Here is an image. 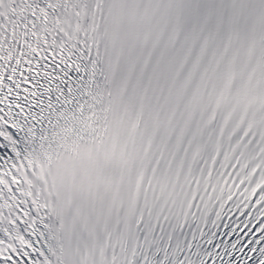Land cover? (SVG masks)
Returning <instances> with one entry per match:
<instances>
[{
  "label": "snow or ice",
  "instance_id": "snow-or-ice-1",
  "mask_svg": "<svg viewBox=\"0 0 264 264\" xmlns=\"http://www.w3.org/2000/svg\"><path fill=\"white\" fill-rule=\"evenodd\" d=\"M0 264H264V0H0Z\"/></svg>",
  "mask_w": 264,
  "mask_h": 264
}]
</instances>
